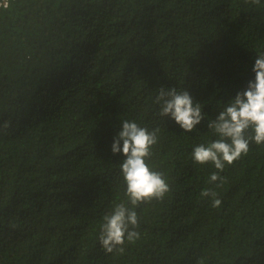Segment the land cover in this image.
I'll return each instance as SVG.
<instances>
[{
  "label": "trees",
  "instance_id": "16d2710c",
  "mask_svg": "<svg viewBox=\"0 0 264 264\" xmlns=\"http://www.w3.org/2000/svg\"><path fill=\"white\" fill-rule=\"evenodd\" d=\"M260 53L264 0L0 7V264H264V145L226 164L219 187L192 157L218 139L207 118L255 80ZM161 87L201 104L196 131L158 114ZM124 120L159 128L148 164L170 191L135 209L138 240L106 253L104 216L131 207L111 150Z\"/></svg>",
  "mask_w": 264,
  "mask_h": 264
},
{
  "label": "clouds",
  "instance_id": "9594fccd",
  "mask_svg": "<svg viewBox=\"0 0 264 264\" xmlns=\"http://www.w3.org/2000/svg\"><path fill=\"white\" fill-rule=\"evenodd\" d=\"M251 3L259 5L261 0H251ZM253 72L255 80L248 83L246 90L238 92L214 120L203 114L201 104L196 103L187 90L161 87L154 101L160 106L158 114L170 117L186 133L196 131L207 118L208 129L218 139L196 146L192 157L197 164L214 165L217 171L209 179L212 183L219 181L217 187L224 183L219 173L226 164L232 165L246 156L250 144L264 145V53L257 55ZM158 132L159 128L149 131L135 121L124 120L122 130L114 138L112 153H122L125 157L121 172L126 184L127 203L131 207L121 202L104 216L99 241L106 253L123 254L126 243L138 240L139 218L135 209L153 200L162 201L170 191L163 174L152 170L148 164L158 142ZM201 196L211 197L213 207L221 205L215 191L204 190Z\"/></svg>",
  "mask_w": 264,
  "mask_h": 264
},
{
  "label": "built area",
  "instance_id": "2783aa9c",
  "mask_svg": "<svg viewBox=\"0 0 264 264\" xmlns=\"http://www.w3.org/2000/svg\"><path fill=\"white\" fill-rule=\"evenodd\" d=\"M13 1L14 0H0V7L4 9L8 8Z\"/></svg>",
  "mask_w": 264,
  "mask_h": 264
}]
</instances>
